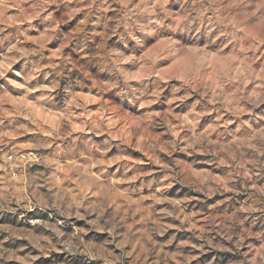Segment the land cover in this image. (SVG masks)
<instances>
[{"label":"rangeland","instance_id":"374dc122","mask_svg":"<svg viewBox=\"0 0 264 264\" xmlns=\"http://www.w3.org/2000/svg\"><path fill=\"white\" fill-rule=\"evenodd\" d=\"M0 264H264V0H0Z\"/></svg>","mask_w":264,"mask_h":264}]
</instances>
